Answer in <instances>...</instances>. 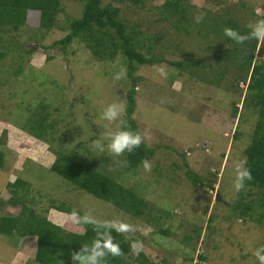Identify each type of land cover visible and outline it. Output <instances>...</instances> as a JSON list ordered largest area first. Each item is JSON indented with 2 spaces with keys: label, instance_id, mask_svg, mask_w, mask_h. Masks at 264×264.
Listing matches in <instances>:
<instances>
[{
  "label": "rangeland",
  "instance_id": "1",
  "mask_svg": "<svg viewBox=\"0 0 264 264\" xmlns=\"http://www.w3.org/2000/svg\"><path fill=\"white\" fill-rule=\"evenodd\" d=\"M164 1L101 0L102 5L120 8L129 32L142 31L141 36L151 39L149 46L141 48L143 53L173 61L186 57L202 64L195 67L202 70L201 75L195 76L167 63L137 67L140 80L131 117L140 133L150 130L151 139L145 140L155 149L148 160L150 172L142 165L124 170L119 161H124L125 154H97L92 147L106 130H130L125 114L111 123L101 119L109 104L127 106L130 82L127 77L114 80L126 67L123 55L98 57L81 38H75L64 52L59 45L51 46L68 32L69 20L81 16V0H59L56 20L62 28L37 27L36 12L29 13L28 23L17 29L2 27L0 213L18 211L6 203L13 188L8 185L18 177L28 187H20L17 197L22 195L19 199L65 229L78 232L81 227L69 221L67 213L48 209L52 199L99 220L121 219L136 225L138 230L125 238L141 240L142 253L152 264H258L253 252L264 246V222L241 217L232 206L238 195L233 165L246 160L245 148L258 127V105L243 104L251 93L248 76L225 58L235 49L237 63L250 51L207 27L233 23L248 27L264 19V0H184L191 12L188 32L176 31L173 20L162 21L164 13L156 4ZM201 13L203 22L198 24L195 17ZM104 31L109 37L112 29ZM253 52L252 62L264 63V41H257ZM160 67L166 76L160 75ZM35 112L45 114L47 125L52 124L43 138L28 131V125L37 127V119L31 116ZM263 133L264 119L259 129ZM56 151L133 189L147 203L144 214L133 217L52 170ZM188 170L201 177L199 184L193 183ZM210 182L215 183L213 189ZM243 191L255 198L259 190L246 186ZM159 229H167L168 234ZM0 241L4 243L0 242V264H41L33 259L35 238ZM137 257L131 253L126 262Z\"/></svg>",
  "mask_w": 264,
  "mask_h": 264
},
{
  "label": "trees",
  "instance_id": "2",
  "mask_svg": "<svg viewBox=\"0 0 264 264\" xmlns=\"http://www.w3.org/2000/svg\"><path fill=\"white\" fill-rule=\"evenodd\" d=\"M83 2L82 13L80 17H74L68 22V32L62 37L53 41L51 46L59 45L62 52L71 44L75 38H81L92 53L101 58L113 59L115 54L120 52L123 57L127 69V79L130 82V87L126 92V119L129 128L133 132H139L135 120L131 117L135 109V87L140 80L136 74L138 65L149 64L158 65L167 63L178 69L188 72L191 76L195 74L201 75V69L195 68L202 65L199 61L193 59L170 60L163 57H155L150 53H143L141 48L150 45L151 39L143 37L142 31H128L127 26L120 17V8L112 3L105 5L101 4V0H81ZM135 3H142V0H130ZM157 8L161 7L164 13L162 21L173 20L176 31H189V15L190 7L185 5L184 0H165L162 4H156ZM59 0H0V31L2 27L9 26L17 29L18 27L27 24L29 13H37V27L49 29L60 25L57 23L56 14L59 11ZM208 18V16H207ZM211 22V21H210ZM225 23L224 21H220ZM219 25V23H218ZM187 26V27H186ZM227 26V24H226ZM229 27H207L214 35H221L230 40L224 35L225 28H232L242 34H247L250 29L246 26L237 24L228 25ZM111 28L112 32L109 37H106L104 30ZM108 36V35H107ZM114 36V37H113ZM232 41V40H230ZM147 42V43H146ZM236 43L235 41H232ZM257 40L252 39L251 42L246 41L241 44L250 51L249 55L239 59L236 63L237 52L231 49L225 55L227 62L231 66L236 67L241 73L248 76L247 91H251L249 98L244 97L243 104L251 102L252 105H258V127L254 131V137L250 144L245 148L246 166L251 170L253 179L247 181L246 186L256 188L258 196L253 198L250 193L245 194L240 191L233 203L235 213L241 217H249L257 223L264 222V133L259 134V129L263 124L264 119V63H253L254 48ZM16 45V44H15ZM18 45V44H17ZM239 48V47H237ZM150 50V47H148ZM4 51H0V58L4 55ZM46 59V58H45ZM202 77V76H201ZM212 80V79H211ZM4 81V80H3ZM209 82V80H207ZM245 81V79H244ZM212 83V82H211ZM42 108V105L39 106ZM37 112V111H36ZM34 115L37 121V127L32 128L28 125V131L33 133L35 137L43 138L45 132L49 131L52 124L47 125V116L43 113ZM238 114V113H237ZM234 117L236 111L233 112ZM31 118V117H29ZM30 119L29 122H32ZM233 135H236L234 131ZM155 149L149 147L145 142L135 149L133 153H125V158L128 163L124 170L136 168L142 165V161L151 159L154 156ZM2 153L0 152V166L2 164ZM51 169L63 176L65 179L75 183L80 188L86 190L93 196L109 202L119 208L121 211L132 215L133 217H141L144 214L147 203L139 197L136 192L128 187L117 183L106 174L80 162L73 161L72 157L56 151L55 159L51 165ZM186 174L193 179L194 184L201 182V177L196 173L188 170ZM28 183L20 178H15L12 186L11 195L7 198L6 203L11 207H18L17 212L0 213V238H35V250L33 259L41 264H59L60 261L66 264H72L70 253L79 249L80 246L91 244L96 233L91 225H75L81 227V230L71 231L65 229L61 225L52 222L46 217L37 213L32 206L26 204L22 195L17 197V190L22 187H28ZM213 182H210V189L214 187ZM48 209L54 208L58 211L70 213L73 209L77 210L81 215L84 213L78 208H74L69 203H57L53 199L48 203ZM258 213L256 216L255 214ZM160 232L168 234L167 229H159ZM161 233V234H162ZM116 242L123 249L125 255L123 257L106 258L105 264H152L147 257L141 252L136 259L126 262V258L130 256V243L137 240L136 237L125 238L123 235L112 233ZM1 242V241H0ZM3 243V242H1ZM4 244V243H3ZM200 260L205 257L198 254Z\"/></svg>",
  "mask_w": 264,
  "mask_h": 264
},
{
  "label": "clouds",
  "instance_id": "3",
  "mask_svg": "<svg viewBox=\"0 0 264 264\" xmlns=\"http://www.w3.org/2000/svg\"><path fill=\"white\" fill-rule=\"evenodd\" d=\"M204 14L201 13L195 17L196 23L203 22ZM250 31L247 34H242L232 28H225L224 35L237 44H243L250 39L264 41V19H259L254 23H249ZM161 76H166V70L163 67L158 68ZM127 77V69L121 68L114 76L115 81H120ZM126 106L123 103L109 104L101 113V119L108 122H115L125 114ZM151 139L150 130L145 129L143 133L133 132L131 130L111 131L106 130L101 139L92 142L93 149L97 154H103L106 151L114 157H121L125 153H133L139 148L145 140ZM104 141H107L105 144ZM1 152V151H0ZM2 153V152H1ZM3 154V153H2ZM123 165H127V161H119ZM142 166L146 172H150L152 164L147 159L143 160ZM234 189L237 193L245 189L247 181L253 179L251 170L246 166L245 160L234 162ZM14 181V180H13ZM12 181V182H13ZM68 220L74 225H91L96 233L91 244H85L79 249L70 253L72 264H105L106 258L123 257L125 255L120 244L116 242L112 233L127 236L129 233H135L138 227L132 223L125 222L121 219L99 220L90 213L81 215L77 210L73 209L67 214ZM53 222V221H52ZM55 223V222H54ZM144 249L141 240H133L130 243V251L133 255H139ZM258 264H264V246L256 248L253 252ZM63 264V261H61Z\"/></svg>",
  "mask_w": 264,
  "mask_h": 264
},
{
  "label": "crops",
  "instance_id": "4",
  "mask_svg": "<svg viewBox=\"0 0 264 264\" xmlns=\"http://www.w3.org/2000/svg\"><path fill=\"white\" fill-rule=\"evenodd\" d=\"M8 150H10V151H11V150H14V148H13V149H8ZM32 158H34V157H32Z\"/></svg>",
  "mask_w": 264,
  "mask_h": 264
}]
</instances>
